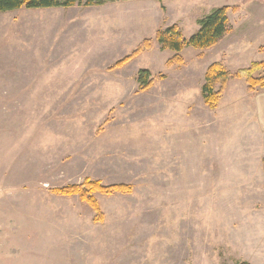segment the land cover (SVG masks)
Segmentation results:
<instances>
[{
  "label": "rangeland",
  "instance_id": "374dc122",
  "mask_svg": "<svg viewBox=\"0 0 264 264\" xmlns=\"http://www.w3.org/2000/svg\"><path fill=\"white\" fill-rule=\"evenodd\" d=\"M222 6L230 30L166 65L156 31L176 24L187 38ZM70 20L0 12V264H264V127L244 80L213 109L200 92L209 64L264 60V0H110ZM145 39L150 51L111 68ZM85 177L132 192L93 193L96 222L77 195L53 192Z\"/></svg>",
  "mask_w": 264,
  "mask_h": 264
},
{
  "label": "trees",
  "instance_id": "16d2710c",
  "mask_svg": "<svg viewBox=\"0 0 264 264\" xmlns=\"http://www.w3.org/2000/svg\"><path fill=\"white\" fill-rule=\"evenodd\" d=\"M110 0H0V12L16 10L20 8L38 9L51 7H70L75 4L83 6L101 5ZM161 2L162 0H156ZM226 6L217 7L209 14L198 20V29L185 38L176 24L168 25L156 31L154 40L161 50H170L174 54L166 61L168 66L179 67L183 64V59L179 53L186 47L194 49H206L214 45L229 30ZM153 45L150 40L145 39L129 54L116 60L111 68H120L128 63L133 57L142 51H150ZM264 68V60L251 62L248 67L239 68L235 71H229L220 62H213L205 69L203 75V84L201 85V96L203 103L209 108H215L220 95L229 79H242L246 83V90L254 92L257 88L264 87V77H256V71ZM150 73L146 69H141L136 73V80L139 88L145 90L152 83L149 78ZM165 75H158V79H164ZM218 88H216V86ZM264 169V158L262 159ZM56 194L62 196L77 195L82 202H85L95 213L93 220L100 221L101 214L98 203L93 193L112 195L115 193L129 194L132 192L130 184L117 183L112 185H103L99 180H92L85 177L81 183L76 185H67L53 190ZM233 264H249L246 261H236Z\"/></svg>",
  "mask_w": 264,
  "mask_h": 264
},
{
  "label": "crops",
  "instance_id": "0c3cea01",
  "mask_svg": "<svg viewBox=\"0 0 264 264\" xmlns=\"http://www.w3.org/2000/svg\"><path fill=\"white\" fill-rule=\"evenodd\" d=\"M100 5H93V6H88V7H79V6H71V7H51V8H43L46 11H51V13L53 11L59 12L62 16V14L64 13L65 16L68 15L70 16L71 20L70 22H86V20H88V18H90L91 14L94 13V11L98 10V7ZM58 10H56V9ZM62 12H60V10H62ZM94 10V11H93ZM72 16H75L74 18H72ZM101 22V21H99ZM158 47V45H157ZM229 48L235 50H238L239 48V44L238 45H229ZM71 50V49H70ZM208 49H198V51H207ZM183 51V50H182ZM71 53V51H70ZM72 55V54H69ZM240 56V54L237 55V58ZM20 65H29L31 63H18ZM55 64H50V68L52 69L54 67ZM59 65H62L59 64ZM247 66V65H246ZM53 70V69H52ZM205 72V70H204ZM240 80V79H239ZM231 81H236V88L240 87L244 84H242V82L238 81V80H229ZM228 81V84H230V82ZM55 86V85H51ZM67 86V85H66ZM244 90L245 92H243L242 96L244 98V102L245 105L247 106L248 110L252 111V113H254V117L257 116L258 122L259 124L264 127V87L262 88H257L254 92H248L246 90V85L244 86ZM228 89V88H227ZM246 93H249L248 95ZM51 95H70L69 93H53Z\"/></svg>",
  "mask_w": 264,
  "mask_h": 264
}]
</instances>
